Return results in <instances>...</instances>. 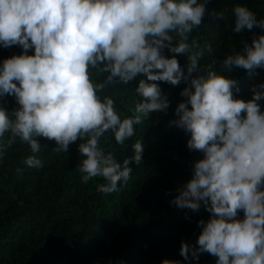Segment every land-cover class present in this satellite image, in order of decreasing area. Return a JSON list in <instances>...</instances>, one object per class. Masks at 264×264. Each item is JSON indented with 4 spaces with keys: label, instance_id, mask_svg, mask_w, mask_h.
<instances>
[{
    "label": "clouds",
    "instance_id": "clouds-1",
    "mask_svg": "<svg viewBox=\"0 0 264 264\" xmlns=\"http://www.w3.org/2000/svg\"><path fill=\"white\" fill-rule=\"evenodd\" d=\"M207 3L0 0V45L23 49L0 66V97L14 96L19 105L11 114L0 107V156L19 138L33 153L24 164L41 168L35 155L41 150L38 137L55 141L57 152H67L80 139L79 153L86 157L77 166L81 183L101 178L98 191L119 192L131 178L129 164H141L144 146L141 140L133 143V156L121 164L101 148V138L111 132L124 146L150 113L167 112L169 101L156 82L176 86L184 81L188 86L181 96L186 100L169 125L190 133L187 147L202 152L203 159L195 162L192 178L176 190L171 203L193 212L203 203L211 218L199 222L198 247L182 241L180 255L189 260L207 252L218 258L216 264H264V112L258 103L264 99V83L253 87L252 99L244 101L235 98L237 81L220 75L215 59L198 69L203 51L189 40ZM233 11L234 32L254 26L264 30V19L257 21L247 7L237 5ZM165 48L187 56V74L175 56L165 57ZM204 50L213 52L207 43ZM244 53L227 56L224 67L243 68L249 75L264 68V35L245 45ZM97 69L98 75L108 73V81L146 77L135 89L137 115L122 118L115 100L102 97L104 84L92 78ZM198 70L204 74L192 78ZM162 264L180 262L165 259Z\"/></svg>",
    "mask_w": 264,
    "mask_h": 264
},
{
    "label": "trees",
    "instance_id": "trees-1",
    "mask_svg": "<svg viewBox=\"0 0 264 264\" xmlns=\"http://www.w3.org/2000/svg\"><path fill=\"white\" fill-rule=\"evenodd\" d=\"M237 5L247 7L257 21L264 19V0H208L202 23L193 30L189 43L194 39L203 51L198 69L215 59L218 73L237 81L240 92L234 93L235 98L248 101L253 97L252 88L264 83V68L249 75L243 68L224 67L223 61L229 55L245 54V45L264 35V30L254 26L234 32L233 9ZM206 43L213 49L211 55L204 50ZM22 53L19 45H0V66L5 59ZM28 54L33 55L34 49ZM163 54L166 58L175 56L187 74L185 54L171 53L167 48ZM97 71L92 70V78L104 84L102 97L109 95L115 100L122 118L137 115L135 89L146 77L124 83L118 78L108 81V73L98 75ZM201 74L198 70L191 76ZM156 83L169 101L167 112L150 113L135 126L136 135L124 146L115 142L111 132L100 140L105 153H113L121 164L133 156V143H143L142 162L129 164L131 178L119 192L98 191L104 183L101 178L81 183L77 166L86 157L79 153L80 139L70 144L67 152H57L55 141L38 137L41 150L35 155L43 162L41 168L24 164L33 153L19 138L0 156V264H162L165 259L180 264H216L218 258L207 252L198 259L190 256L185 260L180 255L182 241L198 247L199 222L211 218L203 203L196 212L171 203L176 190L192 178L194 164L203 159V153L187 147L190 133L169 125L178 104L186 100L181 92L188 84ZM258 103L264 112V99ZM0 107L11 114L19 105L9 95L0 97ZM237 218H244L243 211Z\"/></svg>",
    "mask_w": 264,
    "mask_h": 264
}]
</instances>
